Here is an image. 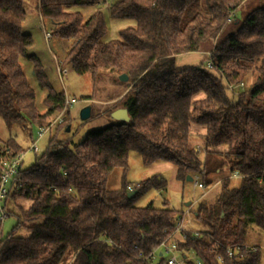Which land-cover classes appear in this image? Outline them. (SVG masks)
I'll use <instances>...</instances> for the list:
<instances>
[{
	"label": "trees",
	"instance_id": "1",
	"mask_svg": "<svg viewBox=\"0 0 264 264\" xmlns=\"http://www.w3.org/2000/svg\"><path fill=\"white\" fill-rule=\"evenodd\" d=\"M245 1L39 0L38 11L53 21V33L73 41L67 64L78 74H91L97 84L109 77L115 90L104 101H115L105 112L126 108L131 120H114L75 141L60 134L71 124L64 117L45 151L28 167L22 161L6 205L9 199L32 203L20 208L6 236L0 222V264H59L69 248L74 251L69 264H165L163 257L148 256L173 233L181 210L166 200L163 207L136 205L147 191L165 189L167 180L156 174L127 181L131 150L147 165L173 163L184 182L201 174L208 185L210 174L230 173L220 180L214 202L202 198L192 208L204 228L178 240L185 264H262L261 247L248 244L246 236L251 225L264 231V5L238 18ZM106 4L112 18L135 20L109 41H103ZM74 5L97 9L85 19L70 10ZM26 16L25 0H0V121L8 133L0 135V157L5 158L23 155L33 128L49 126L67 98L29 52L33 38L23 30ZM228 23L233 30L222 35ZM202 50L208 56L199 64L177 66V56ZM23 59L33 62L39 87L47 92L44 112L37 108ZM244 82L247 88L229 96L226 83ZM193 125L204 126L205 134L194 136ZM197 141L207 150L204 159ZM222 146L226 150L218 151ZM116 168L124 169L122 183L110 189ZM237 246L240 254L229 256L228 247Z\"/></svg>",
	"mask_w": 264,
	"mask_h": 264
},
{
	"label": "rangeland",
	"instance_id": "2",
	"mask_svg": "<svg viewBox=\"0 0 264 264\" xmlns=\"http://www.w3.org/2000/svg\"><path fill=\"white\" fill-rule=\"evenodd\" d=\"M38 3L39 0H25L27 16L23 23V30L26 33H30L33 38V44L29 48V52L36 55L40 59L52 86L58 91H64L68 98H75V103L69 107L68 113H66L64 116L70 118V130L68 131L66 127V131H62L60 134L63 137H72V139L75 141H82L91 130L103 127L115 120L111 116V112H105L107 105L112 104L115 100L111 102L104 101V99L107 98V95L115 90V85L112 84V81L109 77H106V80H101L98 82V84L94 83L91 74H78L71 63L67 64L66 56L72 46L73 41L58 37L53 33V21L49 18L43 17L39 13ZM262 5H264V0H246L236 10V16L238 18H243L247 13ZM96 9V5H74L70 7L71 11H79L85 19L88 18ZM101 9L104 13L107 25V31L103 37V41L118 39L119 32L121 30L135 25L134 19L112 18L108 10V4L102 5ZM233 27L234 25L232 23H228L222 35L231 32ZM46 33H48L50 36L46 37ZM197 52L199 53H185L180 55L177 58V66L182 68L191 66L192 64L197 65L200 63L199 61L204 59V56H208V52L205 50ZM195 57L199 59L198 62L194 61ZM56 60L60 61V63L67 67L68 72L65 75H59L56 66ZM22 65L28 77L29 83L36 91L37 108L41 112H44L45 106L43 104V100L47 92L45 89L39 87L38 81L33 72L34 64L32 61L23 59ZM247 87L248 84L244 82L243 86L236 87L234 92L228 91V94L232 97L239 90L245 89ZM89 95H93L95 99L86 100L85 97ZM203 96L204 95L201 92L196 96V98H201ZM87 105L92 106V117L87 120H82L80 113L81 110ZM99 113L100 115H97ZM58 115L59 113L54 115L52 121L55 120ZM57 126L58 122L55 123L51 131L45 133L44 136L39 140H37L39 128H33L32 141H38L39 150H30L29 147L31 142L26 144L27 150L23 154V167H28L33 163L36 156L41 155L45 151L48 140L55 132ZM15 132H18L20 139L24 137V133L20 128H16ZM0 135L2 137L8 135L7 128L5 127L3 121H0ZM197 146L200 149L201 157L204 159L207 151L206 148L198 141ZM226 148V146H222L217 150L224 151ZM123 173V168H116L110 174L107 186L110 189L119 188L122 183ZM176 173L177 167L173 163L158 160L153 164L147 165L145 164L141 153L136 150H131L128 159V170L126 175L127 181L135 183L156 174L163 176L167 180V187L165 189L159 191L156 189H151L147 191L136 201V205L145 206L152 202L157 207H163L165 205L164 201L166 200L168 201L170 207L176 211L185 210L186 203L193 198L195 193L192 191V183L190 181L184 182L178 180ZM229 175L230 173L227 170L224 172L210 174L208 177L212 179L211 183L206 185L204 191L196 192V196H200V194L202 195V193H205L202 195V198H204L203 200L207 203L214 202L220 191V180ZM8 202H11L10 206L12 207V214L9 215L2 223V236H6L17 223V216L20 214V208L27 209V206L30 203L29 200L24 199H19L17 204H14L16 201H12L11 199H9ZM195 223L196 225L193 227L195 230L198 231L204 228L200 222L195 220ZM20 233L26 235L28 232L21 230ZM246 242L248 244L259 245L261 247L262 264H264V231L259 229L256 225H251L246 236ZM73 256L74 251L72 248H69L59 264H69Z\"/></svg>",
	"mask_w": 264,
	"mask_h": 264
},
{
	"label": "built area",
	"instance_id": "3",
	"mask_svg": "<svg viewBox=\"0 0 264 264\" xmlns=\"http://www.w3.org/2000/svg\"><path fill=\"white\" fill-rule=\"evenodd\" d=\"M50 35L46 33V37ZM57 70L60 76L65 75L68 72L67 67L63 66L60 61L56 60ZM208 69H212V64L209 63L207 66ZM228 91L234 92V89L238 86H243V83L239 85H231L226 83ZM75 103V99L66 98L65 105L63 109L60 111L59 115L55 120L47 127H39L38 130V139L42 138L45 133H47L55 123H60L63 121L64 115L68 111L69 107ZM33 141L30 144L29 149L38 151V141ZM198 151H200L198 147ZM23 161V155L15 157V158H5L0 157V170H1V179H0V222L3 223L4 220L8 217V208L6 205L7 196L9 193V188L12 180L19 174L21 165ZM235 176H239L238 173H234ZM193 180L190 181L192 183V191L194 194L193 198L190 200V205L186 206L185 210H182L176 215V219L174 222V231L173 233L164 241L161 242L159 247L155 249L148 257L153 259L158 258V256L163 257L165 259V264H185L184 258L180 252L178 246L179 239H185L186 233L192 231L195 235H198V231L195 230L196 223L193 219L192 208L196 205L201 199L202 195L196 196V192L204 191L206 185L203 182V176L201 174H195L192 176ZM245 247H248L245 245ZM229 256H234L240 254V247H228L227 249ZM147 258V257H146ZM193 258V256H191ZM222 260V257H219Z\"/></svg>",
	"mask_w": 264,
	"mask_h": 264
},
{
	"label": "water",
	"instance_id": "4",
	"mask_svg": "<svg viewBox=\"0 0 264 264\" xmlns=\"http://www.w3.org/2000/svg\"><path fill=\"white\" fill-rule=\"evenodd\" d=\"M120 79L122 81H127L128 80V76L127 74H122L120 76ZM91 113H92V106L91 105H87L85 106L80 113L81 119L82 120H87L91 117ZM111 116L115 119V120H120V121H130L131 117L128 114V111L126 108H117L114 111L111 112ZM67 130H70V127H67ZM193 177L192 176H188L187 177V181H192ZM137 191L133 190L131 192H129V196L132 197L135 195ZM190 205V201L186 203V206Z\"/></svg>",
	"mask_w": 264,
	"mask_h": 264
},
{
	"label": "crops",
	"instance_id": "5",
	"mask_svg": "<svg viewBox=\"0 0 264 264\" xmlns=\"http://www.w3.org/2000/svg\"><path fill=\"white\" fill-rule=\"evenodd\" d=\"M196 53H199V52H191L190 54H196ZM187 54H189V53H187ZM182 55V54H181ZM180 56V55H179ZM179 56H177V58L179 57ZM206 56H204V58H205ZM203 60V59H202ZM201 60V61H202ZM194 61H199V59L198 58H196L195 57V59H194ZM201 61H199V62H201ZM196 64V63H195ZM192 65H194V64H192ZM205 132H206V128L204 127V126H202V125H193L192 127H191V133L194 135V136H200V135H203V134H205ZM198 133V134H197ZM30 203L28 204V206H27V208L31 205V201H29ZM189 202V201H188ZM11 203V202H10ZM10 203L8 202L7 203V208L9 209V210H11L12 209V207L10 206ZM14 204H17V202H15ZM13 205V204H12Z\"/></svg>",
	"mask_w": 264,
	"mask_h": 264
}]
</instances>
